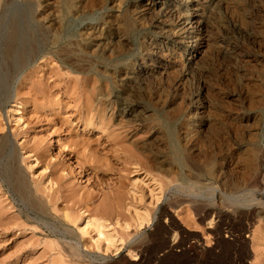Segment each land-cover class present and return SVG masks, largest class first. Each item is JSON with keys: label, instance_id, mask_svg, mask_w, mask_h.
Returning a JSON list of instances; mask_svg holds the SVG:
<instances>
[{"label": "rangeland", "instance_id": "374dc122", "mask_svg": "<svg viewBox=\"0 0 264 264\" xmlns=\"http://www.w3.org/2000/svg\"><path fill=\"white\" fill-rule=\"evenodd\" d=\"M0 155V264H264V0H0Z\"/></svg>", "mask_w": 264, "mask_h": 264}, {"label": "bare ground", "instance_id": "6f19581e", "mask_svg": "<svg viewBox=\"0 0 264 264\" xmlns=\"http://www.w3.org/2000/svg\"><path fill=\"white\" fill-rule=\"evenodd\" d=\"M234 7V6H233ZM236 7V6H235ZM53 9V8H52ZM57 13V12H56ZM55 17V16H54ZM192 17V16H191ZM56 18V17H55ZM190 18V17H189ZM38 19V18H37ZM54 19V18H53ZM183 19V18H182ZM186 19V18H185ZM184 19V20H185ZM188 19V18H187ZM191 19V18H190ZM193 19V18H192ZM191 21V20H190ZM186 22V21H185ZM180 24H182V23H180ZM190 24V23H189ZM188 24V25H189ZM59 25V24H58ZM186 27V26H185ZM189 27V26H188ZM41 28H42V26H41ZM46 28V27H45ZM47 29V28H46ZM186 30V29H185ZM184 30V31H185ZM194 30H196V29H194ZM205 31V30H204ZM88 33V32H87ZM191 33L192 32H190V35H188V36H191ZM193 36L194 35H192L191 36V38L193 39ZM189 39V38H188ZM191 39V40H192ZM195 39V38H194ZM194 42H195V40H194ZM199 55H200V53H199ZM70 59V58H69ZM85 61V60H84ZM79 63V62H78ZM86 63V62H85ZM84 65V64H83ZM81 68V67H80ZM31 71V70H30ZM48 71V70H47ZM112 71V70H111ZM48 73V72H47ZM46 76V75H45ZM109 76V75H108ZM30 77V76H29ZM40 77V76H39ZM49 77V76H48ZM85 77V76H84ZM32 79V78H31ZM37 79V78H36ZM80 79V78H79ZM41 81V80H40ZM86 81V80H85ZM19 83V82H18ZM95 83V82H94ZM31 84V83H30ZM92 84V83H91ZM74 85H75V83H74ZM26 87V86H25ZM34 87V86H33ZM49 88V87H48ZM42 90V89H41ZM94 91V90H93ZM71 92V91H70ZM81 92V91H80ZM90 92V91H89ZM22 93V92H21ZM93 93V92H92ZM17 94V93H16ZM54 94V93H53ZM11 95V94H10ZM20 95V94H19ZM38 95V94H37ZM40 95V94H39ZM42 95H43V93H42ZM90 95V94H89ZM26 96V95H25ZM127 98V97H126ZM36 99V98H35ZM99 99V98H98ZM15 100V99H14ZM39 100V99H38ZM37 100V101H38ZM87 100V99H86ZM85 99H84V101H86ZM20 101V100H19ZM26 101V100H25ZM24 101V102H25ZM36 101V100H35ZM45 101V100H44ZM101 101V100H100ZM90 102V101H89ZM47 103V102H46ZM53 103V102H52ZM34 104V103H33ZM31 105H32V103H31ZM46 105V104H45ZM86 105H87V103H86ZM57 106V105H56ZM41 107V106H40ZM84 107V106H83ZM34 108V107H33ZM79 108V107H78ZM39 109V108H38ZM49 109V108H48ZM36 110V109H35ZM93 110V109H92ZM133 110V109H132ZM83 111V110H82ZM88 111V110H87ZM125 113V112H124ZM73 114V113H72ZM76 114V113H75ZM84 114V113H83ZM90 114V113H89ZM150 114V113H149ZM35 115V114H34ZM91 115V114H90ZM100 115V114H99ZM85 116V115H84ZM125 116V115H124ZM131 116V115H130ZM37 117V116H36ZM215 117V116H214ZM81 118V117H80ZM217 118V117H216ZM78 119V118H77ZM82 119V118H81ZM94 119V118H93ZM102 119V118H101ZM79 120V119H78ZM207 120V119H206ZM47 121V120H46ZM212 121V120H211ZM28 122V121H27ZM35 122V121H34ZM79 122V121H78ZM124 122V121H123ZM213 122V121H212ZM48 123V122H47ZM72 123V122H71ZM36 124V123H35ZM83 124H85V123H83ZM124 124V123H123ZM30 125V124H29ZM66 125V124H65ZM126 125V124H125ZM66 128V127H65ZM86 128V127H85ZM101 128H102V125H101ZM148 129V128H147ZM218 129V128H217ZM57 130V129H56ZM213 130V129H212ZM61 132V131H60ZM158 132V131H157ZM144 133V132H143ZM214 133V132H213ZM74 134V133H73ZM123 134V133H122ZM139 134V133H138ZM146 134V133H145ZM118 135V134H117ZM162 136V135H161ZM34 137V136H33ZM85 137V136H84ZM112 137V136H111ZM136 137V136H135ZM156 137H158V136H156ZM209 137V136H208ZM38 139V138H37ZM123 139V138H122ZM135 139V138H134ZM152 139H154V138H152ZM157 139V138H156ZM34 140H36V139H34ZM39 140V139H38ZM147 140V139H146ZM40 141V140H39ZM82 141V140H81ZM90 142H91V140H89ZM192 141V140H191ZM4 142V141H3ZM69 142V141H68ZM88 142V141H87ZM72 143V142H71ZM82 143V142H81ZM117 143V142H116ZM123 143V142H122ZM25 144V143H24ZM76 144H78V143H76ZM90 144V143H89ZM92 144V143H91ZM97 144V143H96ZM118 144V143H117ZM132 144V143H131ZM147 144V143H146ZM33 145H34V143H33ZM98 145V144H97ZM114 145V144H113ZM148 145H149V143H148ZM41 146V145H40ZM81 146V145H80ZM135 146V145H134ZM147 146V145H146ZM29 147H31V146H29ZM119 147V146H118ZM121 147V146H120ZM224 147H226V146H224ZM36 148V147H35ZM38 148V147H37ZM93 148V147H92ZM107 148V147H106ZM109 148H110V146H109ZM138 148V147H137ZM214 148V147H213ZM27 149V148H26ZM30 149V148H29ZM126 149V148H125ZM165 149V148H164ZM173 149V148H172ZM36 150V149H35ZM90 150H91V148H90ZM104 150V149H103ZM139 150H140V148H139ZM142 150V152H143V150L144 149H141ZM31 151V150H30ZM93 152H94V149L92 150ZM135 151V150H134ZM35 152V151H34ZM38 152V151H37ZM78 152V151H77ZM87 152V151H86ZM100 152V151H99ZM110 152V151H109ZM118 152V151H117ZM117 152H115L116 154H117ZM123 152H125V150L123 151ZM130 152V151H129ZM128 152V153H129ZM136 152H139L138 150L136 151ZM189 152V151H188ZM208 152H209V150H208ZM73 153H75V152H73ZM97 153V152H96ZM113 153V152H112ZM114 153V154H115ZM2 154V153H1ZM43 154V153H42ZM42 154H41V156H42ZM83 154V153H82ZM91 154V153H90ZM89 154V155H90ZM93 154V153H92ZM98 154V153H97ZM108 154V153H107ZM113 154V155H114ZM125 154V153H124ZM130 154V153H129ZM129 154H128V157H129ZM139 154V153H138ZM85 155V154H84ZM88 155V154H87ZM87 155L85 156V157H87ZM88 155V156H89ZM101 155V154H100ZM111 155V154H110ZM118 155V154H117ZM126 155H127V153H126ZM126 155H124V157L126 156ZM140 155V154H139ZM146 155V154H145ZM1 156V155H0ZM75 156V155H74ZM98 156V155H97ZM132 156V155H131ZM137 156V155H136ZM150 156V155H149ZM79 157H81V156H79ZM85 157H83V158H85ZM138 157V156H137ZM136 157V158H137ZM142 157V156H141ZM39 158V157H38ZM37 158V159H38ZM91 158V157H90ZM94 158V157H93ZM116 158V157H115ZM135 158V157H134ZM77 159V158H76ZM86 159H88V158H86ZM92 159V158H91ZM147 159V158H146ZM79 160V159H78ZM94 159H92V161H93ZM100 160V159H99ZM106 160V159H105ZM120 160V159H119ZM130 160H131V157H130ZM132 160H133V157H132ZM150 160V159H149ZM91 161V163H93ZM122 161V160H121ZM124 161V160H123ZM52 162V161H51ZM63 162V161H62ZM84 162H85V160H84ZM140 162V161H139ZM142 162V161H141ZM235 162V161H234ZM50 163V162H49ZM80 163V162H79ZM95 163V162H94ZM133 163V162H132ZM148 163V162H147ZM46 164H47V162H46ZM87 164H89V162L87 163ZM106 164V163H105ZM151 164V163H150ZM48 165V164H47ZM83 165V164H82ZM107 165V164H106ZM127 165V164H126ZM167 165V164H166ZM84 166V165H83ZM92 166V165H91ZM90 166V167H91ZM98 166H99V164H98ZM108 166V165H107ZM142 166V165H141ZM78 167H79V164H78ZM81 167V166H80ZM93 167V166H92ZM104 167V166H103ZM47 168V167H46ZM82 168V167H81ZM88 168V167H87ZM95 167H93L92 169L93 170H95L94 169ZM99 168V167H98ZM64 169V168H63ZM84 169V168H83ZM91 170V169H90ZM89 170V171H90ZM144 170V169H143ZM71 171V170H70ZM92 171V170H91ZM150 171V170H149ZM206 171V170H205ZM12 172H13V170H12ZM91 174L93 173V172H90ZM60 174V173H59ZM78 174V173H77ZM96 174V173H95ZM150 174V173H149ZM228 174V173H227ZM17 175V174H16ZM19 175V174H18ZM32 175V174H31ZM63 175V174H62ZM81 175V174H80ZM106 175V174H105ZM89 176V175H88ZM95 176V175H94ZM98 176V175H97ZM18 177V176H17ZM61 177V176H60ZM67 177V176H66ZM53 178H54V175H53ZM90 178H92V177H90ZM90 178H89V180H90ZM50 179V178H49ZM101 179V178H100ZM99 179V180H100ZM105 180V179H104ZM95 181H96V179H95ZM98 181V180H97ZM54 182V181H53ZM92 182V181H91ZM100 182V181H99ZM103 182V181H102ZM227 182V181H226ZM69 183V182H68ZM93 183V182H92ZM119 183H120V181H119ZM20 184H21V182H20ZM46 184V183H45ZM95 185H96V183H94ZM117 184V183H116ZM17 185H19V184H17ZM33 185V184H32ZM102 185V184H101ZM118 185V184H117ZM190 185V184H189ZM27 186V185H26ZM57 186V185H56ZM66 186V185H65ZM64 186V187H65ZM98 187V186H97ZM119 187V186H118ZM57 188V187H56ZM116 188H117V186H116ZM126 188V187H125ZM14 189V188H13ZM23 189V188H22ZM46 189V188H45ZM113 189V188H112ZM122 189V188H121ZM24 190V189H23ZM57 190V189H56ZM55 190V191H56ZM67 190V189H66ZM88 190V189H87ZM119 190V189H118ZM47 191V190H46ZM121 191V190H120ZM228 191V190H227ZM119 192V191H118ZM133 192V191H132ZM18 193V192H17ZM24 193V192H23ZM33 193V192H32ZM38 193H40V191L38 192ZM45 193V192H44ZM77 193V192H76ZM81 193V192H80ZM86 193V192H85ZM109 193V192H108ZM121 193V192H120ZM64 194V193H63ZM73 194V193H72ZM75 194V193H74ZM116 194V193H115ZM124 194V193H123ZM36 195V194H35ZM69 195H71V194H69ZM79 195V194H78ZM88 195V194H87ZM22 196V195H21ZM38 196V195H37ZM49 196V195H48ZM53 196V195H52ZM67 196H68V194H67ZM108 195H106V197H107ZM117 196V195H116ZM31 197V196H30ZM39 197V196H38ZM56 197V196H55ZM74 197H76V196H74ZM74 197H72V198H74ZM79 197V196H78ZM37 198V197H36ZM82 198V197H81ZM86 198V197H85ZM158 198V197H157ZM59 199H61V198H59ZM90 200V199H89ZM92 200V199H91ZM90 200V201H91ZM108 200V199H107ZM112 200V199H111ZM121 200V199H120ZM157 200V199H156ZM39 201V200H38ZM80 201V200H79ZM82 201V200H81ZM248 201V200H247ZM257 201V200H256ZM35 203H36V201H34ZM48 202V201H47ZM55 202V201H54ZM71 202V201H70ZM85 202H86V199H85ZM87 202H88V200H87ZM86 202V203H87ZM96 202V201H95ZM101 202V201H100ZM240 203V202H239ZM84 204V203H83ZM101 204V203H100ZM122 204V203H121ZM47 205V204H46ZM104 205V204H103ZM105 205H107V204H105ZM104 205V206H105ZM243 205V204H242ZM29 206V205H28ZM39 206H40V204H39ZM175 206V205H174ZM36 207V206H35ZM41 207V206H40ZM44 207V206H43ZM108 207V206H107ZM170 207V206H169ZM229 207V206H228ZM244 207H246V206H244ZM252 207V206H251ZM259 208V207H258ZM40 209V208H39ZM45 209V208H44ZM44 209H43V211H44ZM84 209V208H83ZM105 209V208H104ZM256 209V208H255ZM56 210V209H55ZM100 210V209H99ZM38 211V210H37ZM62 211V210H61ZM86 211V210H85ZM108 211V210H107ZM205 211V210H204ZM45 212H47V211H45ZM54 212V211H53ZM103 212H105L104 210H103ZM254 212V211H253ZM109 213V212H108ZM205 213V212H204ZM208 213V212H207ZM229 213H230V211H229ZM232 213V212H231ZM247 213V212H246ZM252 213V212H251ZM40 214H42V211L40 212ZM62 214H63V212H62ZM67 214H68V211H67ZM66 214V215H67ZM240 214V213H239ZM243 214V213H242ZM248 214V213H247ZM263 214V213H262ZM56 215V214H55ZM82 215V214H81ZM98 215V214H97ZM232 215V214H231ZM254 215V214H253ZM48 216H49V214H48ZM58 216V215H57ZM84 216V215H83ZM208 216V215H207ZM248 216V215H247ZM59 217V216H58ZM69 217V216H68ZM89 217H91V216H89ZM88 217V218H89ZM102 217V216H101ZM63 218V217H62ZM61 218V219H62ZM66 218H67V216H66ZM81 218V217H80ZM94 219H85L84 217H83V219H82V221H83V223H82V227L83 228H81V233H85L86 231H89V233L90 232H93L94 234H95V237H96V240L94 241V245H95V248L98 250L99 248V250H103V252H107V251H111V252H116L118 249H119V247L121 246V244L122 243H120V241L119 240H115V239H113L112 238V235L110 234H107V229H106V233L104 232L105 230H104V228H105V224H104V222L103 221H101L102 220V218H100V217H97V218H99V219H95L96 218V215H95V217H93ZM204 218V217H203ZM237 218V217H236ZM69 219V218H68ZM101 219V220H100ZM105 219V218H104ZM103 219V220H104ZM263 219V218H262ZM4 220V219H3ZM153 220V219H152ZM203 220V219H202ZM256 220V219H255ZM245 221V220H244ZM247 221V220H246ZM69 222V221H68ZM75 222V221H74ZM78 222V221H77ZM106 222V221H105ZM239 222V221H238ZM58 223V222H57ZM263 223V222H262ZM70 224V223H69ZM109 224V223H108ZM176 224V223H175ZM230 224V223H229ZM233 224V223H232ZM1 225V224H0ZM125 225V224H124ZM138 225H141L142 226V224L141 223H138ZM235 225V224H234ZM243 225V224H242ZM263 225V224H262ZM5 226H6V224H5ZM12 226V225H11ZM177 226V225H176ZM80 227V226H79ZM167 227V226H166ZM169 227H172V226H170V224H169ZM179 227V226H178ZM211 227V226H210ZM214 227V226H213ZM218 227V226H217ZM241 227V226H240ZM248 227V226H247ZM261 227V226H260ZM264 227V226H263ZM164 228V227H163ZM175 228V227H174ZM180 228H182V227H180ZM257 228V227H256ZM62 229V228H61ZM139 229V228H138ZM179 229V228H178ZM216 229V228H215ZM219 229V228H218ZM229 229H230V227H229ZM240 229V228H239ZM264 229V228H263ZM56 230V229H55ZM104 230V231H103ZM164 230V229H163ZM181 230V229H180ZM236 230V229H235ZM250 230V229H249ZM182 231V230H181ZM216 232V231H215ZM220 232V231H219ZM219 232H218V234L214 237V245H213V247L211 248V250L209 251V252H211V254H213V250H217V249H220V252H219V254H217L215 251V254H213V257L215 256V260H214V264H223V260H226L227 259V257H228V259L229 260H231V257H232V253H235V249H231V248H229V249H231L230 251H231V253H229V254H226L227 252H225V251H223V249H222V243H223V241H222V239H221V236H220V234H219ZM246 232H247V230H246ZM135 233V232H134ZM166 233V232H165ZM206 233V232H205ZM207 233H209V232H207ZM250 233V232H249ZM252 233V232H251ZM258 233V232H257ZM64 234V233H63ZM88 234V233H87ZM136 234V233H135ZM246 234V233H245ZM261 234V233H260ZM213 235V234H212ZM222 235V234H221ZM240 235V234H239ZM210 236V235H209ZM233 236V235H232ZM251 236H252V234H251ZM178 237V236H177ZM223 237V236H222ZM238 237V236H237ZM211 238V237H210ZM213 238V237H212ZM233 238H235V237H233ZM239 238H240V236H239ZM241 238H243V237H241ZM61 239V238H60ZM142 239V238H141ZM255 239V238H254ZM262 239V238H261ZM224 240V239H223ZM164 241V240H163ZM228 241V240H227ZM237 241V240H236ZM257 241V240H256ZM260 241V240H259ZM3 242V241H2ZM73 242V241H72ZM166 242V241H165ZM187 242V241H186ZM231 242H233V241H231ZM4 243V242H3ZM175 243H177V242H175ZM195 243V242H194ZM212 243V242H211ZM226 243H228V242H226ZM235 243V242H234ZM234 243H233V245H234ZM237 243V242H236ZM242 243V242H241ZM254 243V242H253ZM6 244V243H5ZM183 244V243H182ZM256 244V243H255ZM263 244V243H262ZM26 245V244H25ZM229 245V244H228ZM257 245V244H256ZM59 246V245H58ZM165 246V245H164ZM163 246V247H164ZM172 246V245H171ZM174 246V245H173ZM180 246V245H179ZM182 246V245H181ZM205 246V245H204ZM230 246V245H229ZM258 246V245H257ZM168 247V246H167ZM207 247V246H206ZM223 247H225L224 245H223ZM260 247V246H259ZM70 248V247H69ZM199 248V247H198ZM250 248V247H249ZM16 249V248H15ZM179 249V248H178ZM72 250V249H71ZM74 250H76V249H74ZM167 250V251H166ZM165 251V253L162 255V257H165V255L166 254H171L172 255V252H173V248L172 247H168L167 249H166ZM237 250V249H236ZM251 250V249H250ZM260 250V249H259ZM96 251V250H95ZM188 251V250H187ZM257 251H258V249H257ZM11 252H13V250L11 251ZM97 252V251H96ZM102 252V253H103ZM229 252V251H228ZM75 253H76V251H75ZM110 253V252H109ZM134 253V252H133ZM181 253V252H180ZM254 253H255V251H254ZM258 253V252H257ZM104 254V253H103ZM209 254V253H208ZM217 254V255H216ZM137 255V254H136ZM148 255V254H147ZM188 255V254H187ZM234 255V254H233ZM260 255V254H259ZM150 256V255H149ZM159 256V255H158ZM177 256V255H176ZM196 256V255H195ZM236 256V255H235ZM244 256V255H243ZM256 256V255H255ZM257 256H258V254H257ZM212 257V258H213ZM225 257H226V259H225ZM245 257H246V255H245ZM254 257V256H253ZM152 258V257H151ZM241 258V257H240ZM78 259V258H77ZM149 259V258H148ZM160 259V258H159ZM245 259V258H244ZM233 260V262H234V259H232ZM237 260V259H236ZM238 260H239V257H238ZM163 261V260H162ZM242 262V261H241ZM203 263V262H202ZM207 263V262H206ZM200 264V263H199Z\"/></svg>", "mask_w": 264, "mask_h": 264}]
</instances>
